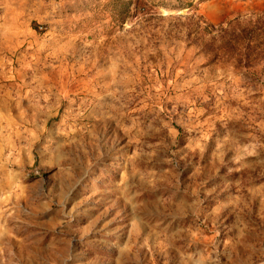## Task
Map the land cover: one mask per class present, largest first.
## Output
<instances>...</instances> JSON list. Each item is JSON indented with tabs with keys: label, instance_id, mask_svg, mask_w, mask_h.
Returning <instances> with one entry per match:
<instances>
[{
	"label": "rangeland",
	"instance_id": "rangeland-1",
	"mask_svg": "<svg viewBox=\"0 0 264 264\" xmlns=\"http://www.w3.org/2000/svg\"><path fill=\"white\" fill-rule=\"evenodd\" d=\"M0 264H264V0H0Z\"/></svg>",
	"mask_w": 264,
	"mask_h": 264
}]
</instances>
